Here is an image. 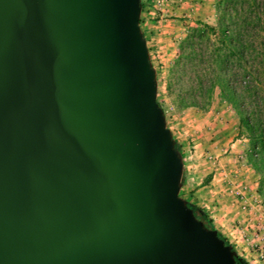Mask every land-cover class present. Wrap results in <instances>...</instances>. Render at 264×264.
I'll return each mask as SVG.
<instances>
[{"label": "water", "instance_id": "obj_1", "mask_svg": "<svg viewBox=\"0 0 264 264\" xmlns=\"http://www.w3.org/2000/svg\"><path fill=\"white\" fill-rule=\"evenodd\" d=\"M142 0H0V264H239L181 196Z\"/></svg>", "mask_w": 264, "mask_h": 264}, {"label": "trees", "instance_id": "obj_2", "mask_svg": "<svg viewBox=\"0 0 264 264\" xmlns=\"http://www.w3.org/2000/svg\"><path fill=\"white\" fill-rule=\"evenodd\" d=\"M144 5L142 0V10ZM213 9V24L196 20L186 27L166 88L177 110H208L214 99L232 109L264 206V0H213ZM189 206L204 225L216 229L202 209ZM238 263L248 264L242 257Z\"/></svg>", "mask_w": 264, "mask_h": 264}, {"label": "rangeland", "instance_id": "obj_3", "mask_svg": "<svg viewBox=\"0 0 264 264\" xmlns=\"http://www.w3.org/2000/svg\"><path fill=\"white\" fill-rule=\"evenodd\" d=\"M200 19L211 24L215 22L213 0H145L140 27L157 73V99L188 164H196L195 157H200L206 167H217V161L226 157L235 165L242 187L238 189L240 194L232 195L241 203L238 213L243 222L235 223L232 231L236 233L228 236L227 241L248 264H264V258L259 257V247L264 245V206L256 193L257 175L246 164L247 142L237 137L236 116L229 106L216 99L208 110H177L166 88L178 41L184 36L186 27ZM180 194L185 198L186 192Z\"/></svg>", "mask_w": 264, "mask_h": 264}, {"label": "crops", "instance_id": "obj_4", "mask_svg": "<svg viewBox=\"0 0 264 264\" xmlns=\"http://www.w3.org/2000/svg\"><path fill=\"white\" fill-rule=\"evenodd\" d=\"M200 161H203L202 158L195 157L196 164H190V162L188 164L184 158L185 179L181 191L186 192L185 199L202 209L216 230L221 235L225 234L224 237L227 239L228 236L236 233L232 231L235 223L243 222L242 216L238 213L241 203L239 204L232 195L240 194L238 189L242 187L241 175L237 174L235 165L226 157L217 161V167L211 168ZM220 163L224 165L221 166Z\"/></svg>", "mask_w": 264, "mask_h": 264}, {"label": "built area", "instance_id": "obj_5", "mask_svg": "<svg viewBox=\"0 0 264 264\" xmlns=\"http://www.w3.org/2000/svg\"><path fill=\"white\" fill-rule=\"evenodd\" d=\"M259 250H260L259 257H260V259H263L264 258V245L260 246Z\"/></svg>", "mask_w": 264, "mask_h": 264}]
</instances>
